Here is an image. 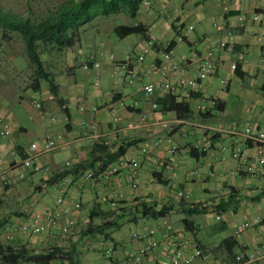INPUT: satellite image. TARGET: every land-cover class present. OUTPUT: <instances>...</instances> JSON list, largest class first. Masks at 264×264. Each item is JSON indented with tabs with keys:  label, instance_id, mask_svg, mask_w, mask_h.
<instances>
[{
	"label": "crops",
	"instance_id": "obj_1",
	"mask_svg": "<svg viewBox=\"0 0 264 264\" xmlns=\"http://www.w3.org/2000/svg\"><path fill=\"white\" fill-rule=\"evenodd\" d=\"M9 1L5 0L7 7L0 9L19 14L9 7ZM151 2L149 7L142 6L134 23L146 26V35L137 34L136 44L124 56L117 52L119 38L113 31L124 23H117L112 29L93 23L83 29L75 47L62 53L61 64L49 62L48 55L44 57L53 73L55 92L47 82H43L40 91L33 90L29 78L25 79L26 86H21L14 77L22 69L0 68V119L11 126L10 136L0 141V170H5L0 176V238L7 239L0 243L24 244L35 253L61 247L80 264H169L167 243L173 236L186 240V254L195 248L204 250L206 257H196L192 264H235L236 255L264 247V175L247 170V164L257 158L258 145L244 132L246 127L264 131V20H253L256 14L264 19V0ZM196 17L199 31L192 25L189 30L186 20ZM180 22L184 25L180 31L183 41L177 39ZM0 30V56L5 50L9 61L23 57L10 53L8 41H4L11 40L13 32L5 35L1 24ZM228 36L238 50L244 51L245 59L234 70L231 61L235 56L218 52L217 73L188 98L192 108L188 116L181 118L176 111H162L158 100L167 92L157 90L151 97L144 95L143 86L156 76L154 69L161 63L164 51L172 52L178 59L192 52L205 55ZM149 41L153 45L144 61L132 62L138 70L133 81L109 59L98 68L84 67L100 51L123 60ZM77 46L84 49L83 55L77 54ZM186 69L188 76H197L195 61L189 62ZM97 80L99 85L95 84ZM34 95H38L35 102H41L42 107L33 102L38 109L29 114L32 124L26 125L21 123L15 108ZM212 99L216 100L214 106L207 112H198L199 104H209ZM153 101L158 102L159 112L152 108ZM58 134L62 141L57 150L35 156L37 162L51 167V173L17 180L15 176L23 169L17 165L23 157L17 149L21 148L27 156L32 144H42L46 137ZM96 144H106L110 149L97 150L95 157L101 158L87 167ZM144 145L149 151L142 155L139 149ZM121 146L125 153L119 158L140 159L137 188L131 186L130 165L117 174H105L116 162L103 167L109 158L107 152ZM173 146L178 148L175 154L170 152ZM194 148L205 150L206 154L194 157ZM234 152H239L240 157L234 158ZM160 160H165L167 166H160ZM66 168H75L70 176L79 180L93 174L83 186L74 181L69 187L66 204L80 202L81 208L73 209L58 227L47 232L21 231L18 225L28 214L54 204L62 179L56 174ZM179 192L184 197H179ZM144 203L166 206L167 214L161 218L144 217L139 211ZM193 204L199 207L189 212ZM69 220H73L69 229L73 232L66 239L69 231L64 233L61 227ZM244 222L250 225L238 232ZM99 226L102 227L97 229ZM134 232L158 241L157 258L146 256L133 262L126 257V250L135 244ZM104 244L114 250L110 258L106 254L107 261L103 263L98 251ZM83 254L91 262L85 263L79 257ZM20 264L40 263L23 260ZM50 264L70 262L56 259Z\"/></svg>",
	"mask_w": 264,
	"mask_h": 264
},
{
	"label": "built area",
	"instance_id": "obj_2",
	"mask_svg": "<svg viewBox=\"0 0 264 264\" xmlns=\"http://www.w3.org/2000/svg\"><path fill=\"white\" fill-rule=\"evenodd\" d=\"M151 0H145L143 6L149 7L151 5ZM244 17L241 16L240 20H243ZM253 20L256 22H263V17L261 14H256L253 17ZM184 28L183 23H179L177 29L182 31ZM192 29V26L189 27V30ZM178 41H183V35H178ZM262 39H264V34ZM153 42H148L143 48L137 49L135 61L136 64H140L144 61L145 56L150 52ZM77 54L83 55L84 49L81 46H77ZM226 51L229 54H233L235 58L231 61V67L235 70L238 68V65L241 61L245 59V53L242 50L236 48L235 43L230 40V36L225 40L216 42L212 48H210L205 55L198 54L197 52H192L189 55L183 56L180 59L176 58L174 54L170 51H164L162 55L161 63L155 66L156 76L143 86L144 95L146 97H151L155 91L161 90L163 92L172 93L177 95L179 98H188L192 94L197 93L203 85V82L217 73L219 56L218 52ZM109 59L113 61L117 68H120L124 71L126 77L133 81L137 76V68L133 62V56L131 53L126 54V57L123 60L116 59L113 53L106 54L103 51H100L97 57H91L85 64L86 69L93 67L98 68L100 64ZM196 62L198 65L197 76H188L186 74V66L189 62ZM223 84H227L226 80L221 81ZM96 85L100 84V81L95 82ZM124 105V102L121 103ZM216 100L212 99L209 104H199L197 106L198 112H207L210 106H214ZM36 106L41 108V102H36ZM152 108L159 112V104L157 101L152 102ZM167 127V123L164 124ZM245 136L253 140L258 145V155L254 163L247 164V170L253 174L264 175V131L253 129L252 127H246ZM11 134L10 124L0 119V141L6 139ZM62 141V135L58 134L53 137H46L42 144L36 142L31 146V153L26 157H20V161L17 165L22 166L23 169L20 170L15 176L17 180H26L29 179L33 174L42 173L49 175L51 173V167L37 162L35 159L36 153H51L57 150ZM177 146H173L170 149L172 154L177 152ZM149 149L147 146H142L139 149V153L144 155L148 153ZM12 154H17L16 151H12ZM234 158H239V152H234L232 155ZM127 165L131 166L130 180L132 188H137L140 181V159L139 157L135 158H119L115 163L111 164L106 170L105 174L107 176L114 175L123 170ZM160 166H167L165 160L159 161ZM11 166V165H9ZM5 170H0V176L4 173ZM93 176L92 173H88L82 180L73 178L71 176H66L60 181L59 193L55 199L53 205L48 206L44 210L34 211L28 214L21 222L18 227L21 231L30 232L32 234H41L47 232L53 228L59 226L60 220L69 216L73 209H80L81 203L76 202L73 206L66 204V196L69 190V187L74 181L80 182L83 186L85 181ZM179 197H184L183 192L178 193ZM73 220L61 227V231L67 233L72 225ZM250 225L249 222H244L241 224L237 231L242 232L246 227ZM153 231H150L152 234ZM133 239L135 244L128 250H126V257L133 261L139 262L144 257L149 256L153 259L157 258L158 251L160 249V244L158 241L153 239H148L147 234L134 232ZM186 240L180 236H173L167 243V255L169 258V264H192L194 258L196 257H206V253L201 248H195L192 253L186 254L184 246ZM114 248L111 246L107 249L106 254L108 257L112 255ZM259 262L264 264V247L254 250L252 252H242L236 256L235 264H253Z\"/></svg>",
	"mask_w": 264,
	"mask_h": 264
},
{
	"label": "trees",
	"instance_id": "obj_3",
	"mask_svg": "<svg viewBox=\"0 0 264 264\" xmlns=\"http://www.w3.org/2000/svg\"><path fill=\"white\" fill-rule=\"evenodd\" d=\"M144 1L62 0L38 21L21 14L0 9V24L4 27L5 35H8L7 31L18 32L25 43L26 53L34 68L33 78L30 82L32 89L40 91L43 82H47L50 85V89L55 92L56 85L54 83L53 73L49 71L45 64L44 54H49L54 51L63 53L65 50L75 47L82 37V28L100 16L107 17L125 12L130 17L137 19ZM113 31L119 39H123L131 34L146 35L147 27L139 22L132 25L118 24ZM188 98H179L175 94L166 93L158 102L162 104V111H176L178 116L182 118L188 116L192 111ZM108 149H110V146L106 144H96L91 159L86 164L87 167L89 165L94 166L101 158L95 157L97 150L108 151ZM17 151L23 157H26L21 148H18ZM124 153L123 146L112 153L107 152L106 155L109 158L104 161L103 167L105 168L109 164L117 161ZM191 154L194 157H199L205 155L206 151L194 148L191 150ZM73 169L75 168H66L56 174V176L62 178L70 176ZM138 207L136 208L139 209ZM140 207L141 210L139 211L147 218H161L168 211L166 206L157 207L156 205H148L146 203L141 204ZM198 207L199 204H193L188 211H194ZM101 227L99 226L97 229ZM56 259H68L70 264H80L73 258L72 254L64 252L61 247H54L46 250V252L35 253L24 244L16 246L15 244L0 243V260L2 264H20L23 260H38L40 264H50Z\"/></svg>",
	"mask_w": 264,
	"mask_h": 264
},
{
	"label": "rangeland",
	"instance_id": "obj_4",
	"mask_svg": "<svg viewBox=\"0 0 264 264\" xmlns=\"http://www.w3.org/2000/svg\"><path fill=\"white\" fill-rule=\"evenodd\" d=\"M62 0H10L11 6L10 8H14L16 12L19 14L25 16V17H30L32 20H40L43 16H45L50 10L55 8ZM7 3L5 0H0V6L2 7H7ZM31 11V12H28ZM95 21V22H94ZM137 19H134L130 17L127 13L125 12H120L118 14H113L107 17L100 16L99 18L93 20L92 22L86 24L82 29L85 27L92 25L93 23H98V26H101L106 29H112L117 23H124V24H129L132 25L134 24ZM186 26L189 27V25H192L196 28V31H199L200 29V21L199 19L196 18H189L186 20ZM194 31L193 33L195 34ZM1 32V30H0ZM136 38L137 34H131L123 39H119L117 41V52L120 53V56H124L126 52H128L129 49H132V47L136 44ZM5 42L8 41L7 45L9 46V52L17 54L18 56L20 54H23V57L19 56L18 59L14 61H9L8 57L6 58V52L4 50L2 56H0V68H11L10 66L13 67L14 70L22 69L21 73L16 75V81L18 82L17 84H21V86H26V78H29L30 82L31 79L33 78V72L34 68L33 65L31 64L28 55L26 53V48H25V43L18 32H13L12 33V38L11 40H4ZM131 55L133 56V59L135 60L136 52H130ZM50 54H44V57L49 56V62L54 63L56 62L57 64H61L64 61V54L58 53L54 51L53 53ZM56 55V56H55ZM47 66V65H46ZM49 69V68H48ZM29 82V83H30ZM219 83V82H218ZM31 97V96H30ZM27 97L22 104H18L15 108V113L19 116L20 115V121L21 123H24L26 125H31L32 122L29 120V114L37 112V107L34 105L36 104L35 100L38 98V95H34L33 98ZM34 102V103H33ZM18 108V109H17ZM73 231H69L66 235L65 238L68 239L72 236ZM6 239V236L0 238V241L3 242ZM7 240V239H6ZM7 242V241H4ZM110 245V244H109ZM109 245L104 244L101 248V250L98 251V255L100 256V260L102 262H106V251L105 249H109ZM109 246V247H108ZM80 258L85 263L91 262V259H84V254L82 256L79 255ZM2 264V263H1Z\"/></svg>",
	"mask_w": 264,
	"mask_h": 264
}]
</instances>
